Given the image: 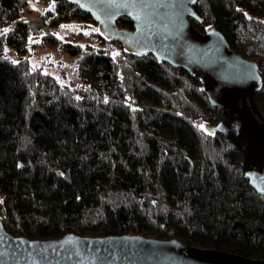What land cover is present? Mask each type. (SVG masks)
<instances>
[{
    "label": "trees",
    "instance_id": "trees-1",
    "mask_svg": "<svg viewBox=\"0 0 264 264\" xmlns=\"http://www.w3.org/2000/svg\"><path fill=\"white\" fill-rule=\"evenodd\" d=\"M28 0H0V222L12 236L58 239L140 235L264 260V196L244 177L241 153L205 126L221 109L182 70L111 51L81 50V85L69 88L25 60L27 38L69 20L97 25L66 0L40 20ZM198 31L215 28L230 50L257 59L264 116V0H199ZM118 29H132L129 19ZM7 31H5V29ZM44 40L57 44L51 34ZM118 54V55H117ZM247 58V57H246ZM248 59V58H247Z\"/></svg>",
    "mask_w": 264,
    "mask_h": 264
},
{
    "label": "water",
    "instance_id": "water-1",
    "mask_svg": "<svg viewBox=\"0 0 264 264\" xmlns=\"http://www.w3.org/2000/svg\"><path fill=\"white\" fill-rule=\"evenodd\" d=\"M99 25V34L134 56L183 71L201 83L200 93L222 120L205 126L241 153L250 188L264 196V116L255 103L262 85L258 63L230 50L215 28L200 32L199 0H66ZM127 18L132 29H118ZM0 264H264L224 251L197 249L173 239L140 235L32 240L9 234L0 222Z\"/></svg>",
    "mask_w": 264,
    "mask_h": 264
},
{
    "label": "rangeland",
    "instance_id": "rangeland-1",
    "mask_svg": "<svg viewBox=\"0 0 264 264\" xmlns=\"http://www.w3.org/2000/svg\"><path fill=\"white\" fill-rule=\"evenodd\" d=\"M52 3L53 1L45 4L40 0H28L25 8L20 12L19 18L30 22L40 20L47 10L53 8ZM62 25L68 27L62 28ZM97 32H99V25L97 27L86 21L69 20V22H62L58 26H43L37 35L28 36L25 54H20L5 44L3 47L4 56L14 63L25 60L32 70H40L46 75H51L59 84L74 88L82 84L76 66L82 53H70L71 46H76L81 50L88 48L102 51L112 50V55L117 49L113 44L100 42L99 37L96 36ZM48 33L58 40L57 44L44 40L43 36ZM246 57L249 60L257 61L259 54L246 55Z\"/></svg>",
    "mask_w": 264,
    "mask_h": 264
},
{
    "label": "snow or ice",
    "instance_id": "snow-or-ice-1",
    "mask_svg": "<svg viewBox=\"0 0 264 264\" xmlns=\"http://www.w3.org/2000/svg\"><path fill=\"white\" fill-rule=\"evenodd\" d=\"M61 27L64 28V27H68V26H64V25H62ZM5 31H7V29H5ZM117 55H118V54H117Z\"/></svg>",
    "mask_w": 264,
    "mask_h": 264
}]
</instances>
